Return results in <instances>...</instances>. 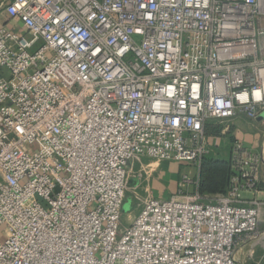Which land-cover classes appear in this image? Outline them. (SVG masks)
<instances>
[{
	"label": "built area",
	"instance_id": "1",
	"mask_svg": "<svg viewBox=\"0 0 264 264\" xmlns=\"http://www.w3.org/2000/svg\"><path fill=\"white\" fill-rule=\"evenodd\" d=\"M0 24V264H241L263 149L228 190L181 174L120 225L127 167L210 154L211 121L264 110V0H8ZM188 187H193L188 191ZM262 237V236H261ZM264 249L262 239H256Z\"/></svg>",
	"mask_w": 264,
	"mask_h": 264
},
{
	"label": "crops",
	"instance_id": "2",
	"mask_svg": "<svg viewBox=\"0 0 264 264\" xmlns=\"http://www.w3.org/2000/svg\"><path fill=\"white\" fill-rule=\"evenodd\" d=\"M7 3L8 0H0V8H3V13L7 17L5 20L0 21V24H4L14 31H17L19 26L9 16L7 12ZM222 123L225 124V126L223 128H220L218 131L215 129L217 123L211 121L209 124L207 135L210 143V154L208 155V157L228 161L230 156L231 143L234 139H238L241 141L243 140V144L245 146L251 147L255 150H259L258 146L261 145L264 156V138L262 140L260 135L264 126V118L258 121L256 120V118L254 120H250L242 116ZM251 129L255 130L256 132L254 133V131H251ZM171 162L164 161L161 165V169L164 172L169 171L172 175L177 176L181 168H179L178 165L170 164ZM181 171H183L181 174H186L189 177L196 179L198 182L199 168L196 165H193L192 163H185ZM192 189L193 187L187 188L188 191H191ZM203 196L214 197L216 195ZM244 197L248 200L252 199L256 201V207L259 212L257 233L261 234L262 236H258V238L256 239L261 238L264 242V163L260 169L259 181L256 189L252 192H245ZM256 239L243 245L239 244L238 246L242 245L240 250L246 248V252L244 253L246 256H251L263 260L264 249L262 248V246H260V244H258ZM238 251L236 252L237 257L239 258L241 264H244V257L241 258Z\"/></svg>",
	"mask_w": 264,
	"mask_h": 264
},
{
	"label": "rangeland",
	"instance_id": "3",
	"mask_svg": "<svg viewBox=\"0 0 264 264\" xmlns=\"http://www.w3.org/2000/svg\"><path fill=\"white\" fill-rule=\"evenodd\" d=\"M3 11V8H0V21H3L7 18ZM212 122L217 123L215 127L217 131L225 126V124L217 120ZM252 130L253 129H251V131ZM253 131L254 133L256 132L255 130ZM263 133L264 126L260 134L262 140L264 138ZM242 142L244 141L242 140ZM260 148L261 145L258 146V149ZM163 162L164 161H158L157 159L150 157H141L140 159H137L130 165H128V188L125 192L123 203L125 209L122 210L120 215L121 227L127 226L132 222L137 213V209L141 205V200L147 197L168 198L175 194L177 183L179 181L181 173L183 172L181 171V169L183 168L185 163H174V161L173 163H170L173 165H178L179 168H181L178 175L174 176L169 171L164 172L161 169V165L163 164ZM241 246L242 245L236 246L235 251L237 252L239 250L238 252L240 257H244V264H264V259L260 260L251 256H246L244 254L246 252V248L240 250Z\"/></svg>",
	"mask_w": 264,
	"mask_h": 264
},
{
	"label": "trees",
	"instance_id": "4",
	"mask_svg": "<svg viewBox=\"0 0 264 264\" xmlns=\"http://www.w3.org/2000/svg\"><path fill=\"white\" fill-rule=\"evenodd\" d=\"M231 174L229 160L204 157L199 166L198 193L201 195H220L226 193Z\"/></svg>",
	"mask_w": 264,
	"mask_h": 264
},
{
	"label": "water",
	"instance_id": "5",
	"mask_svg": "<svg viewBox=\"0 0 264 264\" xmlns=\"http://www.w3.org/2000/svg\"><path fill=\"white\" fill-rule=\"evenodd\" d=\"M263 118H264V110L257 115L256 120L259 121ZM124 209H125V206H123L122 210H124Z\"/></svg>",
	"mask_w": 264,
	"mask_h": 264
}]
</instances>
